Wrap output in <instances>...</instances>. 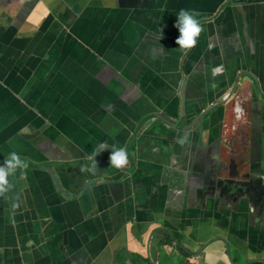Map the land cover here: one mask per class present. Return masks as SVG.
Instances as JSON below:
<instances>
[{"label": "flooded vegetation", "instance_id": "af4514ba", "mask_svg": "<svg viewBox=\"0 0 264 264\" xmlns=\"http://www.w3.org/2000/svg\"><path fill=\"white\" fill-rule=\"evenodd\" d=\"M22 1L25 4L40 1L47 5L46 0ZM62 1L65 9L57 12L52 8L46 19L39 22V27L28 26L22 29L13 22L5 24L3 17L0 19V165L13 151L29 164L27 169L18 170L15 176L9 177L13 187L6 197H0V203L35 206L40 199L36 194L40 193L42 195L40 200L45 209L43 228L38 222L33 223L27 210L28 219L22 223L25 226V230L22 229L25 234L38 231L44 234L52 233L51 241L57 250H66L65 245L58 243L72 242L77 234L80 236L78 241L81 243V249L88 251L89 254H94L96 247H99L98 253L94 255L95 258L99 257L101 245L105 244V251H111L116 242L119 248L115 250L111 262L107 258L102 260V264H134L130 260L129 247L123 246V237H127L130 225L132 230L134 228L138 230L139 223L145 222L143 218H147V225H150L147 245L149 243L150 250L145 262L164 263L162 251L155 237L157 232L160 233V228L172 224L178 229L182 228L184 232L193 234L198 226L190 224L188 219L180 224L179 220L169 212L160 214L162 208L149 201L139 188L140 199L128 198L129 207L134 203V209L129 211L131 219L126 220V232L123 233L122 228L116 227H109L107 230V212L111 219L112 210L116 206L108 204L102 188L112 184L121 193L125 189L126 197L130 195L135 184L136 188L139 185L134 183L139 180V176L136 175V168L133 165L141 167L142 155L149 152V156L153 157L152 163L171 168L173 138L179 132L180 126H182L181 134L191 136V141L188 143L189 150L197 153V160L208 161L205 153L210 147L219 146L216 173H220L222 179L232 180L231 175L239 174L240 180H246L244 176L249 175L251 171L248 162L249 131L251 122L255 121L256 117H260L262 121L261 166L264 174V62L261 56L264 50V37L258 34L252 36V30L245 25L226 27L223 42L204 49L206 52L214 53L224 48L223 54L218 53L211 58L206 52L202 55L193 52L186 61L185 68H182L186 78L190 74L196 75L197 72L201 83V85L191 84L185 89L186 80H183V75L179 79L180 86H184L185 89L183 102L178 105L183 107L184 119L180 120L176 117L178 109L176 107L170 110L172 117L149 119L144 117L143 111L137 109L135 104L114 103L115 96L125 92L126 88L114 83V79L123 81L119 77V71L112 66L124 72H128L126 70L131 67L132 78L138 81V88L162 92L169 87L170 76L168 72L161 71L163 68L160 64L165 63L168 66L172 64L163 61L164 57L160 56L156 61L152 51L145 53L146 58L141 52L144 49H154L162 42H169L170 50L176 49L178 30L155 26L156 15L148 11L141 15V21H138L139 17L134 11L140 7L143 0H125V3L120 1L119 6L125 7L126 15L123 17L125 22L120 24L118 32H110L112 23L105 21L106 17V20L109 19L111 13L105 18L102 17L101 20L104 22L98 26L94 17L89 15L92 10L91 5L83 9L81 5L78 6L80 1L68 4ZM242 7L249 10L252 19L263 17L264 23V6L258 7V0H245ZM214 18L210 17L209 21ZM81 21L84 23L82 24ZM2 25L6 29H2ZM80 26L84 29L80 30ZM11 30H15L17 35ZM92 32H95L91 40L96 44L97 52L94 49L90 50L87 41L80 38V36L88 38ZM107 37L106 45L101 46L102 40ZM184 52L182 51V55ZM189 52L190 50H187L185 56ZM216 57L220 61L231 62L233 68L226 76V87L217 93H209L208 87L214 85L213 79L221 77L224 73L221 70L214 74L213 69L218 66H212L210 63L213 64ZM141 59L147 64L150 63L152 70L146 76L147 81L142 84L140 79L143 80L145 76L141 73ZM243 64L252 67L251 73L249 75L245 73V77H239L237 74L234 79V71ZM229 75L233 86H230ZM244 79L246 81L242 86L247 92L237 96L240 89L236 87L232 93L235 83ZM111 105L118 108L112 112L116 119L112 118L110 113H105V108ZM88 107L104 108L89 124L86 111ZM238 108L241 111L238 112ZM171 133L173 134L170 135ZM101 142H106L109 147H124L128 153V164L122 169L110 167L109 156L112 149L107 148L96 157L99 167L97 173L95 175L82 173L81 165L89 163L88 157ZM199 145L203 151L199 149ZM164 151H168L167 159L164 158ZM178 171H182L187 180L192 178L195 169L190 157L180 164L178 170H175ZM33 174L41 175L45 182L34 180ZM70 176H73L71 183ZM49 178L52 180L50 183ZM51 184L53 189L50 188ZM157 185L158 183L156 187ZM87 190H94L89 195H93L94 198L99 197L100 203L89 209L86 217L100 213L101 219L98 223H94L91 218L81 225L77 212H69V205L78 203ZM183 198L204 201L197 193V188L176 190L172 195L174 201H181ZM55 207L61 210L57 218L50 212ZM135 212H138V215H134ZM163 218L164 222H153ZM206 221L210 224L212 233L215 229H226L238 234V237L244 241L247 240L246 237L251 230L246 219L244 227L240 224L239 227L242 228L237 230L235 228L238 222L235 220L228 223L226 221L220 223L214 219H206ZM97 226L102 228L104 236H99L98 245L90 249L89 243L96 237L91 228ZM142 233L144 234L143 229ZM59 234L63 236L57 241L56 237ZM140 240L143 241V238ZM248 242L253 245L257 243V241ZM216 244L219 243L213 246L216 247ZM157 246L159 251L156 255L153 248ZM169 246H171L170 241ZM162 250L164 254L165 249ZM132 252L140 256L146 255L141 250ZM119 253L124 255L118 257L119 260L121 259L118 262L116 255ZM242 257L243 262L240 264H253L252 260H249V254H244ZM229 262L235 264L234 261Z\"/></svg>", "mask_w": 264, "mask_h": 264}, {"label": "water", "instance_id": "95a60500", "mask_svg": "<svg viewBox=\"0 0 264 264\" xmlns=\"http://www.w3.org/2000/svg\"><path fill=\"white\" fill-rule=\"evenodd\" d=\"M213 17L215 18L211 21H209L208 17L197 18L203 26V31L198 38L195 47L190 49V52L186 56L185 54L187 51L182 55V51L178 48L179 46L174 50H170V46H160L155 47V50L147 51L144 49L141 52L145 57V53L147 54L149 51H152L156 57V61L160 56L161 58L164 57L163 61H169L172 64L170 66L165 63L160 64V67L163 68L161 71L168 72L171 78H169V87L162 92H154L152 90L147 91L146 89L138 88L139 83L132 78L133 69H130L131 67L126 70L128 72H124L111 65L114 69L119 71L118 73L120 76L114 69L110 68L111 71L123 81L119 82L114 79V83L126 88L125 92L115 96L113 100L114 103L126 102L128 105L135 104L137 109L143 111L144 117L149 119L152 117L154 119H160L164 116L168 118L172 117L170 110L176 107L178 108L176 117L183 120V107L178 105H181L183 102L184 90L191 84L201 85L197 72L196 75L190 74L187 78L184 76L182 68H185L189 56L193 52L202 55L206 52L204 49L222 43L225 37L224 29L230 25H245L252 30V36L258 34L260 37L262 35L264 37L263 18L258 16L256 19H252L249 15V10L239 6L235 0H226L224 6L211 16V18ZM178 36L179 31L176 33V38ZM245 37L247 38V35H245ZM206 53L211 58H214L218 53L223 54L224 48L223 50L214 53ZM261 56L264 62V50L262 51ZM183 57L184 59L181 61ZM210 65H217L224 72L221 77L213 79L212 84L214 85L208 87L209 93H217L226 87V76L229 70L233 68V65L226 60H218V57H216L213 64L210 63ZM140 67L141 73L145 76L143 78L144 81L140 79V83L142 84L147 81L146 76L149 75L152 70L150 68L151 64H147L143 59H141ZM251 70L252 67L243 64V66L234 71V79L237 74H239V77H245V73L249 75ZM182 75L183 80H186L185 89L184 86H180L179 84V79ZM228 80L230 86H233L230 75ZM245 81L246 79L235 83L232 93L235 91L236 87H239L240 89L237 96L242 92H247L242 86ZM102 109L104 108L88 107V109H86L88 114L87 123L89 124L92 122L94 116L101 112ZM105 109V113H110L111 117L116 119V116L112 113L114 110L118 109L115 105H111L110 107L107 106ZM90 112H92V116H90ZM181 132L182 126H180L179 132L176 133L173 138L174 146H172L173 154L171 168H164L163 166H159V163H152L151 160L153 157L149 156V152L148 154L142 155L141 167L138 168L136 167V164L133 165L136 168V175L138 174L137 176H139V180L134 183L139 185L136 188L135 184L130 195L126 197L125 189H123L121 193V191L117 190L112 184L102 188L108 204L116 206L112 210L113 217L111 219L109 217V212H107L108 218L106 229L108 230L109 227H116L122 228L123 232H126V220L131 219L129 217V211L134 209V203L129 207L128 198L130 197L132 200H134L135 197V199H140V188L149 201H153L159 208H162L160 209V214L164 215L165 212H169L170 215L176 218V220H179L180 224L184 223L186 219H188V222L192 225H201L203 222H207L206 219H214L220 223L226 221V223H228V221H233L237 216H242L244 219L246 218L248 226L251 227L249 236L257 237V246L259 245L261 249H264V174L261 166L263 162L261 118L256 117V120L251 122L249 131L250 156L248 160L251 166V171L249 175L244 176L246 180H240L239 174L235 176L231 175V177H233L232 180L220 178L221 174H218V172L216 173L220 147L215 146L209 148L205 153V155L208 156V161L197 160V153L193 150H189L188 143L191 141L190 135L183 133L187 136L186 142L183 145L177 142L181 137L185 136L181 134ZM172 134L173 133L170 135ZM196 147L197 146H194V148ZM199 149L203 151L200 145ZM167 152L168 151H164L165 159L169 157ZM188 157L192 160V166L195 169L194 175L189 180L186 179L182 171L175 172V170L179 169L180 164H182V162ZM219 166H222L221 163H219ZM33 176L34 180L45 182L41 175L33 174ZM69 180L71 183L73 181V176H70ZM113 180L116 179L113 178ZM51 181L52 180L49 178V183ZM56 183L58 185L57 181ZM157 183L158 185L156 187ZM50 188L53 189L52 184L50 185ZM186 188H197V193L204 201L202 202L201 200L187 198H183L181 201L172 200V195L176 190L184 191ZM94 190H96V188ZM94 190L85 191L84 196L80 198L78 203L69 205V212H77L81 225L91 218L94 223H98L101 219L100 213L86 217L88 210L100 203L99 197L94 198L93 195H89V193ZM62 192L65 193L64 190H62ZM36 196L40 199L42 197L40 193H37ZM56 196L59 200H62L59 195ZM40 199L35 206L19 203L18 208H13V204L0 203V264H94L91 261L93 260V262H95L94 254H89L88 251L81 249V243L78 241L80 236L77 234L74 236L76 239L72 242L58 243L65 245L67 247L66 250L55 249V244L51 241L52 233L44 234L42 231H38L25 234L23 231L25 230V226L22 223L28 219L26 214L27 210L29 211L30 219L33 220V223L38 222L40 227L43 228L45 209ZM147 205L149 206L150 204ZM141 209L143 208L141 207ZM50 212H52L54 217L57 218L61 210L55 207L52 208ZM134 215H138V212H135ZM161 221L164 222V218L153 222ZM91 230L96 237L91 243H89L90 249L98 245L99 236H104L100 226L93 227ZM160 234L161 239L159 240V244L161 246L169 245L170 241L171 246L174 247L172 243H175L183 253L188 255L193 253L192 245L187 242V239L193 241V236H191V239L190 236L185 234L182 228L178 229L172 224L164 225L160 228ZM60 236L63 235H57V241H60ZM154 262L155 263L153 264H162L158 261Z\"/></svg>", "mask_w": 264, "mask_h": 264}, {"label": "crops", "instance_id": "0c3cea01", "mask_svg": "<svg viewBox=\"0 0 264 264\" xmlns=\"http://www.w3.org/2000/svg\"><path fill=\"white\" fill-rule=\"evenodd\" d=\"M61 1L62 0H46L47 5H45L40 1L25 4L22 0H0V19L3 17L5 18V24L13 22L16 26L22 29L28 26L39 27V22L46 19L49 12L52 11V8L57 12L65 9V5L62 4ZM120 1L125 3V0H65L62 2L65 4L70 2H79L78 6L81 5L83 9H85L86 6L91 5L92 10L89 15L94 17V21L98 26L104 22L101 18H105L107 14L111 13L109 19L106 20V17L105 21H110L112 23L110 32H118L120 24L125 22V18L123 20V17L126 15V11H124L125 7L120 8L119 6ZM225 2L226 0H143V3L140 7L136 8L134 12L135 15L139 17L138 21H141L140 16L144 15L145 12L148 11L149 13L156 15L154 17L155 26L177 29L174 25L177 21L176 15L180 9H186L189 11L194 10L198 12L199 16L197 18H210L224 6ZM235 2L238 3L239 6H242L245 0H235ZM260 6H264V0H258V7ZM81 23L83 24L84 21H81ZM2 29H6V27L2 25ZM79 29L83 30L84 28L80 26ZM11 31L17 35L15 30ZM94 33L95 32H92L88 38L83 36H80V38L87 41L90 50L94 49L95 52H97L98 50L95 48L96 44L91 40ZM108 37L102 40L101 46L106 45ZM160 46L169 47L170 44L169 42H162L157 47ZM155 49L156 48L150 50ZM245 219L242 216H237L234 219L235 222H238V226L235 230L244 227V223L246 222ZM143 221L145 222L139 223L138 230L136 228L132 230L130 225L127 237H123V246L129 247L128 249L131 251L129 254L130 260L133 261L134 264L148 263L145 262V259H147L148 252L150 250L149 243L147 245L150 225H147V218H143ZM240 224L242 227H239ZM197 226L198 227L193 234L185 232L188 236H193V239L191 237L193 241L187 239V242L193 247V253L190 255L180 251L179 246L175 243H172L174 247L169 245L161 246L159 244L161 234L157 232L156 236L154 235L157 237V245L160 246L162 251V258L164 261L162 264H230L229 261H234L235 264H240V262H243L242 255L244 254H249V260H252L253 264H264V249H261L259 245L257 246V243L256 245H253L248 242L257 241V237L247 235V240L244 241L238 237V234H233L231 231L226 229H215L212 233L211 226L208 222H203V224ZM142 229L144 230V234L142 233ZM121 231L123 232V229H121ZM137 237H140V239L143 238V241ZM116 240L118 241V239ZM115 243L111 251H105V244L101 245L99 257H94L96 264H102V260L107 258H109L108 261L110 260L111 262L114 257L115 250L119 248ZM215 243H219L216 244V247L218 248L213 246ZM158 246L153 248L156 255L158 253L157 251H159ZM162 249H165L164 254ZM138 250H141L146 255L140 256L132 252ZM98 251L99 247L97 246L94 250V255L98 253ZM120 255L124 254L119 253L116 255L118 262L121 260L118 259Z\"/></svg>", "mask_w": 264, "mask_h": 264}, {"label": "clouds", "instance_id": "9594fccd", "mask_svg": "<svg viewBox=\"0 0 264 264\" xmlns=\"http://www.w3.org/2000/svg\"><path fill=\"white\" fill-rule=\"evenodd\" d=\"M177 21L174 25L179 31L175 43L179 46L181 51H187L195 47L198 38L200 37L203 26L197 19L199 13L192 10L180 9L177 13ZM221 71L220 67L213 69L214 74ZM237 111H241L239 108ZM187 136L181 137L177 142L183 145L186 142ZM111 148L112 152L109 156L110 167L115 169H122L128 164V153L124 147H109L106 142L99 143L92 155L88 157L89 163L81 165L80 171L82 173H90L95 175L99 169L96 157L105 149ZM28 162L21 158L15 151L11 152L0 165V197H6L11 191L13 185L9 180L10 176H15L18 170L27 169ZM13 208H18L19 203H13Z\"/></svg>", "mask_w": 264, "mask_h": 264}]
</instances>
